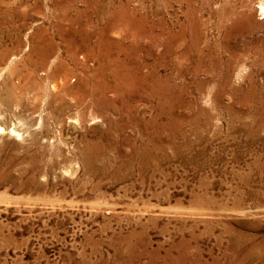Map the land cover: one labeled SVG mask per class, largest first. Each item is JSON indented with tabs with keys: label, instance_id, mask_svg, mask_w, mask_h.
<instances>
[{
	"label": "rangeland",
	"instance_id": "374dc122",
	"mask_svg": "<svg viewBox=\"0 0 264 264\" xmlns=\"http://www.w3.org/2000/svg\"><path fill=\"white\" fill-rule=\"evenodd\" d=\"M261 2L0 0V264H264Z\"/></svg>",
	"mask_w": 264,
	"mask_h": 264
},
{
	"label": "bare ground",
	"instance_id": "6f19581e",
	"mask_svg": "<svg viewBox=\"0 0 264 264\" xmlns=\"http://www.w3.org/2000/svg\"><path fill=\"white\" fill-rule=\"evenodd\" d=\"M16 1V0H15ZM117 1V0H116ZM114 2V1H113ZM120 2V1H119ZM97 3V2H96ZM100 3V2H99ZM262 3V2H261ZM260 3V4H261ZM76 4V3H75ZM82 4V3H81ZM105 4V3H104ZM110 4H111V2H110ZM122 4V3H121ZM37 5V4H36ZM94 5V4H93ZM107 5V4H106ZM166 5V4H165ZM9 6V5H8ZM34 6H35V4H34ZM102 6V5H101ZM112 6V5H111ZM110 6V7H111ZM118 6V5H117ZM120 6V5H119ZM142 6V5H141ZM169 6V5H168ZM264 6V2L261 4V8ZM4 7V6H3ZM61 7V6H60ZM77 7V6H76ZM100 7V6H99ZM104 7V6H103ZM108 7V6H107ZM113 7V6H112ZM123 7V6H122ZM189 7V6H188ZM10 8V7H9ZM68 8V7H67ZM94 8V7H93ZM101 8V7H100ZM264 8V7H263ZM6 9V8H5ZM62 9V8H61ZM60 9V10H61ZM69 9V8H68ZM68 9H67V11H68ZM92 9V8H91ZM107 9V8H106ZM105 9V10H106ZM119 9H121V8H119ZM125 9V8H124ZM38 10V9H37ZM71 10V9H70ZM99 11H100V9H98ZM101 10H102V8H101ZM10 11V10H9ZM64 11V10H63ZM63 11H62V13H63ZM66 11V12H67ZM110 11V10H109ZM8 12V11H7ZM61 12V11H60ZM103 12V11H102ZM101 12V13H102ZM112 12V11H111ZM91 13V12H90ZM222 13V12H221ZM2 14V13H1ZM96 14V13H95ZM78 15V14H77ZM109 15H110V13H109ZM127 15V14H126ZM131 15V14H130ZM152 16V15H151ZM235 16V15H234ZM9 17V16H8ZM127 17V16H126ZM133 17V16H132ZM75 18V17H74ZM106 18V17H105ZM117 18V17H116ZM126 19V18H125ZM62 20V19H61ZM69 20V19H68ZM139 20V19H138ZM141 20V19H140ZM139 20V21H140ZM73 21V20H72ZM131 21V20H130ZM235 21V20H234ZM91 22V21H90ZM127 22V21H126ZM134 22V21H133ZM136 22V21H135ZM112 23V22H111ZM122 23V22H121ZM138 23V22H137ZM248 23H250V22H248ZM72 24V23H71ZM101 24V23H100ZM103 24V23H102ZM139 24V23H138ZM70 25V24H69ZM92 25V24H91ZM143 25V24H142ZM150 25V24H149ZM251 25V24H250ZM68 26V25H67ZM127 26V25H126ZM249 26V25H248ZM101 27V26H100ZM105 27V26H104ZM148 27V26H147ZM155 27H157V26H155ZM125 28V27H124ZM236 28V27H235ZM101 29V28H100ZM109 29V28H108ZM107 29V30H108ZM119 29H120V27H119ZM159 29H161V28H159ZM190 29V28H189ZM118 30V29H117ZM126 30V29H125ZM130 30V29H129ZM60 31V30H59ZM101 31V30H100ZM186 31V30H185ZM60 32H62V31H60ZM59 32V33H60ZM69 32H72V31H69ZM200 32V31H199ZM63 33V32H62ZM74 33V32H73ZM130 33V32H129ZM92 34V33H91ZM90 34V35H91ZM141 34V33H140ZM183 34V33H182ZM68 35V34H67ZM135 35V34H134ZM77 36V35H76ZM117 37V36H116ZM137 37V36H136ZM156 37V36H155ZM82 38V37H81ZM126 39V38H125ZM49 40V39H48ZM86 40V39H85ZM101 40V39H100ZM71 41V40H70ZM49 42V41H48ZM120 42V41H119ZM86 43V42H85ZM84 44V43H83ZM50 45V44H49ZM95 45V44H94ZM99 45V44H98ZM119 45V44H118ZM54 46V45H53ZM132 46V45H131ZM173 46V45H172ZM102 47V46H101ZM114 47H115V45H114ZM51 48H52V46H51ZM70 48V47H69ZM124 48V47H123ZM50 49V48H49ZM53 49V48H52ZM94 49V48H93ZM190 49V48H189ZM92 50V49H91ZM124 50V49H123ZM129 50V49H128ZM41 51V50H40ZM53 51V50H52ZM118 51V50H117ZM120 51V50H119ZM94 52V51H93ZM103 52V51H102ZM101 52V53H102ZM122 52V51H121ZM208 52V51H207ZM46 53V52H45ZM55 53V52H54ZM74 53V52H73ZM92 53V52H91ZM123 53V52H122ZM127 53V52H126ZM140 53V52H139ZM50 54V53H49ZM66 54V53H65ZM207 54V53H206ZM178 55V54H177ZM184 55V54H183ZM218 55V54H217ZM67 56V55H66ZM125 56H127L126 54H125ZM205 56V55H204ZM221 56V55H220ZM49 57V56H48ZM74 57V56H73ZM129 57V56H128ZM187 57V56H186ZM210 57V56H209ZM113 58V57H112ZM131 58V57H130ZM136 58V57H135ZM44 59H45V57H44ZM43 59V60H44ZM58 59V58H57ZM118 59V58H117ZM138 59H139V57H138ZM199 59V58H198ZM103 60V59H102ZM109 60V59H108ZM171 60V59H170ZM236 60V59H235ZM117 61V60H116ZM124 61V60H123ZM127 61V60H126ZM44 62V61H43ZM60 62V61H59ZM108 62V61H107ZM135 62H136V60H135ZM176 62V61H175ZM58 63V62H57ZM121 63V62H120ZM124 63V62H123ZM60 64V63H59ZM140 64V63H139ZM57 65V64H56ZM104 65V64H103ZM108 65V64H107ZM106 65V66H107ZM200 65V64H199ZM230 65V64H229ZM60 66V65H59ZM64 65H62V67H63ZM124 66V65H123ZM142 66V65H141ZM173 66V65H172ZM181 66V65H180ZM179 66V67H180ZM232 66V65H231ZM103 67V66H102ZM197 67V66H196ZM222 67V66H221ZM229 67V66H228ZM123 68V67H122ZM193 68V67H192ZM212 68V67H211ZM231 68V67H230ZM61 69V68H60ZM63 69V68H62ZM112 70V69H111ZM117 70V69H116ZM141 70V69H140ZM158 70H160V69H158ZM96 71V70H95ZM101 71V70H100ZM105 71V70H104ZM131 71V70H130ZM195 71V70H194ZM116 72V71H115ZM119 72V71H118ZM124 72V71H123ZM122 72V73H123ZM136 72V71H135ZM140 72V71H139ZM151 72H152V70H151ZM190 72V71H189ZM98 73V72H97ZM111 73V72H110ZM131 73H133V72H131ZM224 73V72H223ZM102 74V73H101ZM115 74V73H114ZM128 74V73H127ZM154 74V73H153ZM238 74V73H237ZM94 75H95V73H94ZM97 75V74H96ZM130 75V74H129ZM128 75V76H129ZM228 75V74H227ZM232 75V74H231ZM101 76V75H100ZM132 76V75H131ZM135 76V75H134ZM146 76H147V74H146ZM207 76V75H206ZM112 77V76H111ZM229 77H230V75H229ZM96 78V77H95ZM138 78V77H137ZM160 78V77H159ZM172 78V77H171ZM170 78V79H171ZM232 78V77H231ZM250 78V77H249ZM88 79V78H87ZM92 79H94V78H92ZM97 79V78H96ZM95 79V80H96ZM103 79V78H102ZM124 79V78H123ZM126 79H127V77H126ZM131 79V78H130ZM135 79V78H134ZM152 79V78H151ZM150 79V80H151ZM154 79V78H153ZM164 79V78H163ZM167 79V78H166ZM218 79V78H217ZM230 79V78H229ZM246 79V78H245ZM110 80V79H109ZM112 80V79H111ZM142 80V79H141ZM149 80V81H150ZM214 80V79H213ZM148 81V80H147ZM152 81V80H151ZM159 81V80H158ZM167 81H169V79L167 80ZM87 82V81H86ZM92 82V81H91ZM105 82V81H104ZM107 82V81H106ZM119 82V81H118ZM146 82V81H145ZM225 82H227V81H225ZM143 83H144V81H143ZM155 83H156V81H155ZM160 83V82H159ZM164 83V82H163ZM175 83V82H174ZM187 83V82H186ZM85 84V83H84ZM118 84V83H117ZM149 84V83H148ZM169 84V83H168ZM93 85V84H92ZM105 85V84H104ZM107 85V84H106ZM125 85V84H124ZM128 85V84H127ZM179 85V84H178ZM225 85V84H224ZM103 86V85H102ZM110 86V85H109ZM126 86V85H125ZM131 86V85H130ZM149 86V85H148ZM232 86V85H231ZM86 87V86H85ZM137 87V86H136ZM160 87H161V85H160ZM174 87V86H173ZM177 87H179V86H177ZM182 87H183V85H182ZM101 88V87H100ZM118 88V87H117ZM127 88V87H126ZM155 88V87H154ZM144 89V88H143ZM145 89H146V87H145ZM180 89V88H179ZM183 89V88H182ZM236 89V88H235ZM126 90V89H125ZM148 90V89H147ZM152 90V89H151ZM155 90V89H154ZM156 90H158V89H156ZM176 90V89H175ZM136 91V90H135ZM143 91H146V90H143ZM166 91V90H165ZM179 91V90H178ZM181 91V90H180ZM109 92V91H108ZM125 92V91H124ZM128 92V91H127ZM149 92V91H148ZM158 92V91H157ZM156 92V93H157ZM163 92V91H162ZM172 92H173V90H172ZM102 93V92H101ZM129 93V92H128ZM138 93V92H137ZM146 93V92H145ZM151 93V92H150ZM122 94V93H121ZM127 94V93H126ZM91 95V94H90ZM120 95V94H119ZM142 95H144V94H142ZM164 95V94H163ZM172 95H174V94H172ZM247 95V94H246ZM152 96V95H151ZM168 96H170V95H168ZM167 96V97H168ZM213 96V95H212ZM112 98V97H111ZM164 98V97H163ZM173 99V98H172ZM175 99H177V97L175 98ZM178 100V99H177ZM165 101H166V99H165ZM173 101V100H172ZM111 102V101H110ZM169 102V101H168ZM175 103V102H174ZM113 105V104H112ZM123 105V104H122ZM163 105H165V104H163ZM169 105V104H168ZM172 106V105H171ZM125 110V109H124ZM171 110V109H170ZM196 111V110H195ZM133 114V113H132ZM205 114V113H204ZM209 114V113H208ZM134 115V114H133ZM209 118V117H208ZM210 120V119H209ZM186 124V123H185ZM186 126V125H185ZM188 130V129H187ZM183 132V131H182ZM207 134V133H206ZM192 135V134H191ZM189 139V138H188ZM249 139V138H248ZM182 141V140H181ZM180 141V142H181ZM192 144V143H191ZM146 148V147H145ZM158 148V147H157ZM160 150V149H159ZM159 150H157V152L159 151ZM145 151V150H144ZM142 152H143V150H142ZM141 152V153H142ZM147 152V151H146ZM160 153V152H159ZM139 154V153H138ZM147 154V153H146ZM153 154V153H152ZM140 155V154H139ZM139 155H138V157H139ZM160 155V154H159ZM174 155V154H173ZM161 156V155H160ZM163 156V155H162ZM140 158V157H139ZM143 158V157H142ZM159 158V157H158ZM162 158V157H161ZM147 159H149V158H147ZM166 159V158H165ZM135 160V159H134ZM151 160V159H150ZM141 161V160H140ZM142 162V161H141ZM147 162V161H146ZM141 164V163H140ZM140 166V165H139ZM143 167V166H142ZM132 169V168H131ZM140 169H141V167H140ZM134 235H136V234H134ZM126 241V240H125Z\"/></svg>",
	"mask_w": 264,
	"mask_h": 264
}]
</instances>
